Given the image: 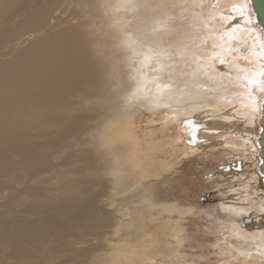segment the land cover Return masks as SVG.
Wrapping results in <instances>:
<instances>
[{
    "label": "bare ground",
    "instance_id": "6f19581e",
    "mask_svg": "<svg viewBox=\"0 0 264 264\" xmlns=\"http://www.w3.org/2000/svg\"><path fill=\"white\" fill-rule=\"evenodd\" d=\"M249 4L0 0V210L32 212L24 221L6 211L12 218L0 217V264H71L72 246L66 252L70 244L62 242V233L75 229L78 240H73L85 243L87 234L106 236L111 228L102 213L108 202L91 207L103 183L123 186L134 173L149 175L147 164L158 173L200 147L243 150L250 145L253 153L246 152L240 163L253 166L258 175L255 191L264 189L255 144L264 39ZM109 31L119 35L111 45ZM116 51L120 55L114 61ZM146 66L154 71L146 72ZM75 204L81 208L66 213L63 221H45L46 211L68 212ZM222 207L254 220L248 226L227 225L252 247L222 245V254L233 257L222 264H264V221L259 218L264 193ZM127 215L120 223L130 221ZM77 251L75 264L78 256L91 254ZM65 252L69 259L63 260ZM117 254L123 262H111L107 255L106 264L134 263L130 246Z\"/></svg>",
    "mask_w": 264,
    "mask_h": 264
},
{
    "label": "rangeland",
    "instance_id": "374dc122",
    "mask_svg": "<svg viewBox=\"0 0 264 264\" xmlns=\"http://www.w3.org/2000/svg\"><path fill=\"white\" fill-rule=\"evenodd\" d=\"M104 25L106 27L107 23ZM150 28L152 30V27ZM105 29L109 30L107 27ZM109 32L113 34L112 31ZM113 36H110V39L107 38L109 45L115 42L113 38H119L118 34H113ZM125 38L123 37V39ZM121 47L127 48L124 45ZM116 52L113 55L114 58L112 57L114 61L118 60L120 55ZM14 55L15 53L10 56ZM109 59H111V56ZM142 59L140 57L141 61ZM149 66L145 67L146 72L154 71ZM117 72L118 74L120 73V67ZM192 131L194 130L187 129V133ZM195 140L203 141L202 139H197V137H195ZM192 142L193 140L187 141L188 144L193 145ZM143 147L144 145L141 146V148ZM246 152L253 153L250 145L243 150L229 147L210 150V148L200 147L199 150L188 153L187 156L185 155L187 152L181 155L177 164L162 166L161 169L159 168L160 171L158 173L156 172V167L152 166V164H147L149 167H146L152 169L149 175L141 178L139 173H134L123 186L116 185L118 187L110 188L111 184L103 183L97 201L93 199L94 202L92 201L93 204L91 203L92 206H90L94 208L95 205L98 207L108 202L109 206L105 207L102 212L104 214L106 212L109 215L104 216L109 218L111 225L110 229H105L104 231L107 235L103 236V232L92 236L87 234V237H85L86 242L81 243L80 241L76 242L78 235L75 234V229L72 231L67 230L62 233V242L64 240L65 244L69 242L70 246L68 248L66 246V252L72 246L70 249L73 250L71 252L74 254L68 252L69 255L65 252L64 255L61 254L60 258L63 260L74 258L71 260L75 264V256L79 255L78 252L80 251H74L87 249V251H91V254L87 252L89 255L82 258L83 261L78 256L77 264H106L108 260L112 262L116 258L120 259L119 261L116 259L117 262H123L121 259L124 256L118 255L117 251L123 246H130V250H134V263L132 264L228 263L233 257L223 255L224 252L220 248L222 245H233L242 249L252 247L251 243L238 240L228 226L233 223L248 226L252 218L237 217L225 211L222 204L229 201L239 203L251 196L253 198L257 194L264 193L263 188L259 192H256L253 188L257 183L255 176H258L253 172V166L247 167L242 164L241 156H244ZM141 153L143 154V151L139 154ZM54 185L46 183L43 186L53 187ZM13 196H16V193ZM143 202H146L147 207L152 206L151 210L143 208L146 205ZM75 205L67 208L68 212L65 211V208L58 207L53 209L54 213L51 211L52 209L49 210L52 213L46 211L44 214V216L46 215L45 221L48 223L50 219L54 220V218L56 222L63 221L72 209L81 208L78 206L79 204ZM6 209L1 208V219H9L11 216H9V213H12L14 218H10L24 221V219L28 220V216L30 217L32 213H30V210H26V207ZM127 209L129 210L126 211ZM106 210L112 212H108V214ZM5 211L9 213L7 214ZM1 212L4 214H1ZM124 213L128 214L126 217L132 223L130 221H122L120 223ZM39 215L40 212H37L35 216ZM33 216L32 214L31 218ZM259 218L264 221V214L260 215ZM253 221L252 219L251 223ZM174 229L178 230V234L174 233ZM73 236L76 241L75 239L73 240ZM149 244L150 247H148ZM90 246L92 249H89ZM145 249H150V252L145 251ZM107 255H109L108 260L105 258ZM12 264H18V262L12 261Z\"/></svg>",
    "mask_w": 264,
    "mask_h": 264
},
{
    "label": "water",
    "instance_id": "95a60500",
    "mask_svg": "<svg viewBox=\"0 0 264 264\" xmlns=\"http://www.w3.org/2000/svg\"><path fill=\"white\" fill-rule=\"evenodd\" d=\"M250 11L254 18V25L258 27L264 39V0H249ZM259 133L255 140L257 146L256 171L264 184V89L262 92L261 115L258 120Z\"/></svg>",
    "mask_w": 264,
    "mask_h": 264
}]
</instances>
